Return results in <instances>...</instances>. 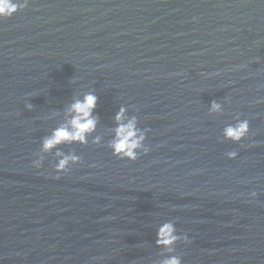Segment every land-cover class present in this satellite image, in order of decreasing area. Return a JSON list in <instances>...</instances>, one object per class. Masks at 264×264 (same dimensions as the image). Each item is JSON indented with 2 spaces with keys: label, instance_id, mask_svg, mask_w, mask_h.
<instances>
[{
  "label": "water",
  "instance_id": "1",
  "mask_svg": "<svg viewBox=\"0 0 264 264\" xmlns=\"http://www.w3.org/2000/svg\"><path fill=\"white\" fill-rule=\"evenodd\" d=\"M86 91L95 132L57 146L81 161L57 173L54 148L33 166ZM121 105L146 130L134 161L107 146ZM238 119L248 133L225 139ZM166 221L188 238L171 251ZM169 255L264 264V0H28L0 19V264Z\"/></svg>",
  "mask_w": 264,
  "mask_h": 264
},
{
  "label": "clouds",
  "instance_id": "2",
  "mask_svg": "<svg viewBox=\"0 0 264 264\" xmlns=\"http://www.w3.org/2000/svg\"><path fill=\"white\" fill-rule=\"evenodd\" d=\"M28 4V0H0V19L10 17L18 9H23ZM98 97L93 91H86L82 96L75 98L68 105L66 114L67 120L55 127L51 133L41 139L40 150L34 155L37 157L32 161L33 166L39 168L43 160L41 153L55 152L56 162L53 169L57 173L68 170L70 164H76L81 161V157L74 152L65 153L57 148L61 144H87L89 136L95 132L98 117L94 115V109L97 106ZM31 109V104H26ZM221 104L215 100L210 102L209 112H218ZM127 109L121 105L113 116L115 127L112 128V136L108 142V147L114 156L119 159L136 160L138 156L148 152V147L144 145L146 130H142L137 126V118L135 116L126 115ZM249 130V121L236 120L234 124H228L223 129L225 139L234 142L240 141ZM92 142L100 143V137H92ZM235 151H228V158L236 157ZM251 195L255 196L253 192ZM156 244L163 246L171 251V245L177 240L188 241L186 236L178 235L175 226L171 221H166L162 226L157 228ZM161 264H181V259L175 255H169L161 261Z\"/></svg>",
  "mask_w": 264,
  "mask_h": 264
}]
</instances>
